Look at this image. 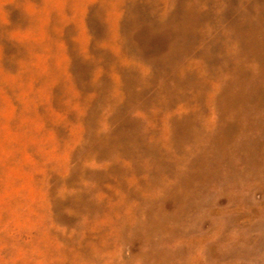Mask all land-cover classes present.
<instances>
[{
  "label": "rangeland",
  "instance_id": "1",
  "mask_svg": "<svg viewBox=\"0 0 264 264\" xmlns=\"http://www.w3.org/2000/svg\"><path fill=\"white\" fill-rule=\"evenodd\" d=\"M0 264H264V0H0Z\"/></svg>",
  "mask_w": 264,
  "mask_h": 264
}]
</instances>
